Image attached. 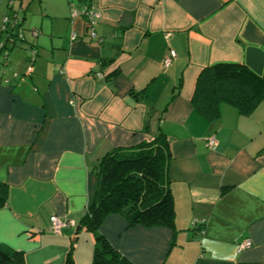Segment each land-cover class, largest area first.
Masks as SVG:
<instances>
[{"label": "crops", "instance_id": "obj_1", "mask_svg": "<svg viewBox=\"0 0 264 264\" xmlns=\"http://www.w3.org/2000/svg\"><path fill=\"white\" fill-rule=\"evenodd\" d=\"M84 3H13L25 42L0 69V244L21 251L25 264H63L73 245L74 264H91L94 235L75 230L96 189L93 166L161 134L174 228L109 214L100 233L133 264H264V100L248 115L221 104L211 122L190 103L207 65L242 63L264 74V0H94L92 24L70 18ZM6 13L0 0V25ZM52 215L72 223L55 234ZM246 239L251 245L238 251Z\"/></svg>", "mask_w": 264, "mask_h": 264}, {"label": "trees", "instance_id": "obj_2", "mask_svg": "<svg viewBox=\"0 0 264 264\" xmlns=\"http://www.w3.org/2000/svg\"><path fill=\"white\" fill-rule=\"evenodd\" d=\"M6 1L7 13L4 16L16 14L20 21L16 24L10 21L5 26L7 35H0L4 43L0 52L1 66L7 64L9 52L19 44L18 42H25L21 10H13L15 0H12V3ZM90 3L93 6L94 0H85L82 7ZM81 8L72 7L70 18L73 9ZM9 39L12 41L9 42ZM36 55L35 48L28 50L27 59L30 64ZM26 70L23 76L31 73L30 71L27 74ZM13 78H19V75L14 73ZM179 88L180 81L172 97L178 94ZM140 92L142 94V91ZM262 100L264 74L257 75L242 63L218 62L200 70L190 103L202 118L211 122L219 118L221 104L231 105L240 114L248 115ZM169 158L168 142L160 134L152 142L130 149L114 148L98 159L92 168L97 178L96 189L79 222V226L94 235L95 247L91 264H133L99 231L109 214L123 216L129 225L174 228L173 198L165 184ZM6 193L7 185L0 181V207L6 203ZM201 224L202 222H197L194 226ZM72 251L73 245L69 248L63 264H74ZM0 264H25L23 253L0 244Z\"/></svg>", "mask_w": 264, "mask_h": 264}, {"label": "built area", "instance_id": "obj_3", "mask_svg": "<svg viewBox=\"0 0 264 264\" xmlns=\"http://www.w3.org/2000/svg\"><path fill=\"white\" fill-rule=\"evenodd\" d=\"M9 3H12V0H9ZM85 16L90 24L93 23V21L95 20V18H97L99 16V13L97 10L94 9V7L92 6V3L90 4H86L84 5L81 9H73L72 12H71V17L74 18V17H77V16ZM19 16L16 15V14H13L12 16H4L2 18V24L0 25V35L1 34H5L7 35L6 31H5V26L8 25V23L10 21H14L13 24H16L18 21H20V18H18ZM34 34L36 32H33ZM21 35V33L19 34V36ZM74 33L72 34V37H74ZM93 37L95 38V35H93ZM12 41L11 39H9V42ZM4 45L3 43V39L0 38V52H2V46ZM4 52V50H3ZM5 53V52H4ZM175 56V52L173 50H170L168 55H166L163 60H162V64L167 67L169 64H170V61L171 59ZM31 71V67L29 66L26 70V73H30ZM99 76V75H98ZM216 138L214 135L212 136H209L207 139H206V144L208 147L210 148H214L216 146ZM49 221H50V230L55 233V234H59L61 229L69 224L72 223V221L66 219V218H59L57 215H52L50 218H49ZM251 245V242L246 239L244 241H242L240 244H238L237 246V250H241V249H244V248H247Z\"/></svg>", "mask_w": 264, "mask_h": 264}, {"label": "rangeland", "instance_id": "obj_4", "mask_svg": "<svg viewBox=\"0 0 264 264\" xmlns=\"http://www.w3.org/2000/svg\"><path fill=\"white\" fill-rule=\"evenodd\" d=\"M65 1V0H64ZM15 2H16V7H18V4H19V1H17V0H15ZM18 9V8H17ZM17 9H15V10H17ZM15 49V50H14ZM14 49H12L10 52H9V55H8V58H7V60H8V62L10 63L11 61H12V59L14 58V56H16L17 55V53H19L18 51H19V49H18V46H16ZM14 50V52L11 54V52ZM24 52V51H23ZM21 53V52H20ZM11 54V55H10ZM22 54V53H21ZM20 55V54H19ZM22 55H25V54H22ZM21 55V56H22ZM20 56V59H22V57ZM1 57L2 56H0V69H2V68H4V69H6V70H8L7 69V67H8V62H7V64H4V65H2L1 66V61H2V59H1ZM22 61V60H21ZM27 65H28V63H27ZM27 68V67H26ZM26 68L23 70V72H25V70H26ZM22 70V69H21ZM23 72H16L17 73V75H19V78H13V76H12V80H13V83L15 84L16 82L18 83L20 80H22V79H24V78H27V77H29V75H25V76H23Z\"/></svg>", "mask_w": 264, "mask_h": 264}, {"label": "water", "instance_id": "obj_5", "mask_svg": "<svg viewBox=\"0 0 264 264\" xmlns=\"http://www.w3.org/2000/svg\"><path fill=\"white\" fill-rule=\"evenodd\" d=\"M79 227H80L79 225L76 226V230H75V232L79 229Z\"/></svg>", "mask_w": 264, "mask_h": 264}]
</instances>
